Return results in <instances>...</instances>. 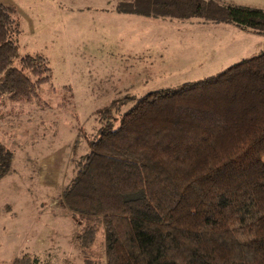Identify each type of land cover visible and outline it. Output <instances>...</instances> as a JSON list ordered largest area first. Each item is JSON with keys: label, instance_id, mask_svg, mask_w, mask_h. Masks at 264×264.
Masks as SVG:
<instances>
[{"label": "trees", "instance_id": "trees-1", "mask_svg": "<svg viewBox=\"0 0 264 264\" xmlns=\"http://www.w3.org/2000/svg\"><path fill=\"white\" fill-rule=\"evenodd\" d=\"M148 17L201 18L264 33V9L216 0H118ZM13 5L0 3V96L37 101L48 60L19 53ZM113 100L60 202L105 264H264V49L216 74ZM12 152L0 143V177ZM27 257V255H26ZM25 258V257H24Z\"/></svg>", "mask_w": 264, "mask_h": 264}, {"label": "rangeland", "instance_id": "rangeland-1", "mask_svg": "<svg viewBox=\"0 0 264 264\" xmlns=\"http://www.w3.org/2000/svg\"><path fill=\"white\" fill-rule=\"evenodd\" d=\"M216 1L264 9V0ZM0 2L15 7L19 53L40 54L52 72L37 101L0 96V143L13 156L0 177V264H105L103 233L80 247L60 202L96 134L97 109L117 100L118 116L132 98L216 74L260 52L264 33L118 13V0Z\"/></svg>", "mask_w": 264, "mask_h": 264}, {"label": "crops", "instance_id": "crops-1", "mask_svg": "<svg viewBox=\"0 0 264 264\" xmlns=\"http://www.w3.org/2000/svg\"><path fill=\"white\" fill-rule=\"evenodd\" d=\"M1 3V2H0ZM116 3V2H115ZM3 4H5V3H3ZM233 4H236V3H233ZM8 5H12V4H8ZM242 5V4H241ZM14 6V5H13ZM101 7H103V6H101ZM115 10V9H114ZM116 11V10H115ZM116 12H118V11H116ZM118 13H121V12H118ZM15 14H16V12H15ZM123 14H130V13H123ZM136 15V14H135ZM138 16H142V15H138ZM145 17H148V16H145ZM161 18H164V17H161ZM19 21V20H18ZM19 25H20V22H19ZM239 28V27H238ZM262 49H264V48H262Z\"/></svg>", "mask_w": 264, "mask_h": 264}]
</instances>
